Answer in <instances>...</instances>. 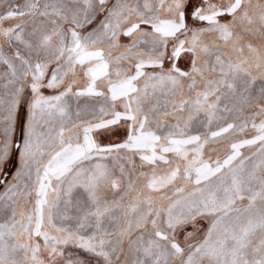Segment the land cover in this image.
Instances as JSON below:
<instances>
[{
  "label": "snow or ice",
  "instance_id": "obj_1",
  "mask_svg": "<svg viewBox=\"0 0 264 264\" xmlns=\"http://www.w3.org/2000/svg\"><path fill=\"white\" fill-rule=\"evenodd\" d=\"M0 264H264V0H0Z\"/></svg>",
  "mask_w": 264,
  "mask_h": 264
}]
</instances>
